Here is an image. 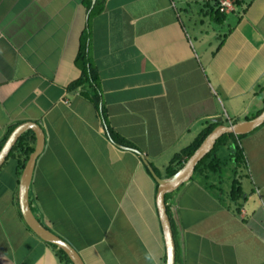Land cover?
<instances>
[{
    "label": "crops",
    "instance_id": "0c3cea01",
    "mask_svg": "<svg viewBox=\"0 0 264 264\" xmlns=\"http://www.w3.org/2000/svg\"><path fill=\"white\" fill-rule=\"evenodd\" d=\"M215 7L104 0L90 18L82 0H0V140L12 124H41L31 202L85 264H165L158 185L135 150L165 178L212 118L263 111L264 0H238L220 22ZM86 29L104 116L67 88ZM240 135V165L224 147L221 172L194 171L166 194L175 264H264V122ZM17 165L0 168V264H66L23 218Z\"/></svg>",
    "mask_w": 264,
    "mask_h": 264
},
{
    "label": "water",
    "instance_id": "95a60500",
    "mask_svg": "<svg viewBox=\"0 0 264 264\" xmlns=\"http://www.w3.org/2000/svg\"><path fill=\"white\" fill-rule=\"evenodd\" d=\"M96 0H92V5L95 4ZM90 9V10H91ZM222 117L218 116L212 118L210 122H220ZM264 122V109L256 117L238 121L230 124H219L217 125L203 140L200 146L195 150V152L183 163V165L172 175L161 178L153 170L149 162L146 160L145 156L138 150L144 164L148 167L154 180L156 181L157 187V206L159 211V217L162 224L164 240L166 244V261L165 264H175L176 258V246L173 234V228L171 223V216L167 210L166 194L177 189L181 184H185L190 181L196 165L200 160L209 153L216 144L218 138H220L225 133H233L235 135H240L247 133L254 129L256 126ZM27 130H32L35 133L36 143L34 150L29 155V158L22 170L19 178V190H18V200L23 218L27 226L39 236L42 240L46 242L53 243L57 247L61 248L68 255L72 264H85L79 252L66 240H64L60 235L54 233L50 228H48L41 220L40 215L34 211V205L31 202L30 188L31 181L34 173V168L38 156L41 154L45 145V133L39 122L24 121L16 125L12 130L6 141L4 142L2 148L0 149V168L6 162V159L12 150L13 146L18 141L19 137ZM124 147V146H122ZM125 148V147H124Z\"/></svg>",
    "mask_w": 264,
    "mask_h": 264
},
{
    "label": "trees",
    "instance_id": "16d2710c",
    "mask_svg": "<svg viewBox=\"0 0 264 264\" xmlns=\"http://www.w3.org/2000/svg\"><path fill=\"white\" fill-rule=\"evenodd\" d=\"M83 5L87 10L91 8L92 0H82ZM238 0H235L234 4L237 5ZM104 5V0H96L95 4L93 5L90 11V18L94 15L102 12ZM216 5V0H215ZM212 17L215 21L220 22L225 13L219 11L216 7L212 10ZM90 29H86L83 34L81 35L80 39V47L77 53L75 63L80 70L79 76L70 82L67 86L69 90H75L80 88V94L83 95L87 100H89L101 113V115H105V109L102 105H100V92H99V75L97 72L96 67L93 65L90 53H89V33ZM16 124H12L9 126L7 131L5 132L3 138L0 140V149L2 148L4 142L12 132V130L16 127ZM219 123L215 122H208L207 126L201 131V133L185 148L181 151L176 153L172 159L170 160L169 164L166 167L167 175L174 174L182 165L183 163L195 152V150L200 146L203 142L205 137L217 126ZM111 137L118 143L121 144H128L121 136L114 133L110 130ZM242 135H235L233 133H225L223 134L218 140L216 141L215 146L213 149L207 153L200 162L196 165L195 173L198 172H208L209 174H217L222 171V166L227 161L225 157L222 156L221 149L229 148L228 156H232L236 160V163L240 165L244 161V154L243 149L239 146L237 139L241 138ZM36 143L35 133L32 130H27L24 132L13 146L12 150L10 151L6 161L12 157H17L18 165L16 169L17 177H19L22 173V170L29 158V155L34 150V146ZM209 178V177H207ZM230 192V198L237 199L240 195V190L235 188ZM168 197V196H167ZM51 245L57 252L60 260H62L66 264H72L71 260L69 259L68 255L65 253L64 250L57 247V245L47 242Z\"/></svg>",
    "mask_w": 264,
    "mask_h": 264
},
{
    "label": "built area",
    "instance_id": "2783aa9c",
    "mask_svg": "<svg viewBox=\"0 0 264 264\" xmlns=\"http://www.w3.org/2000/svg\"><path fill=\"white\" fill-rule=\"evenodd\" d=\"M234 2L235 0H216V5L219 11L223 13H228L234 10L235 8Z\"/></svg>",
    "mask_w": 264,
    "mask_h": 264
},
{
    "label": "rangeland",
    "instance_id": "374dc122",
    "mask_svg": "<svg viewBox=\"0 0 264 264\" xmlns=\"http://www.w3.org/2000/svg\"><path fill=\"white\" fill-rule=\"evenodd\" d=\"M194 10H199L198 7H194ZM213 26L217 28V31L222 34L226 29H227V24H222L220 27L216 24L213 23Z\"/></svg>",
    "mask_w": 264,
    "mask_h": 264
}]
</instances>
